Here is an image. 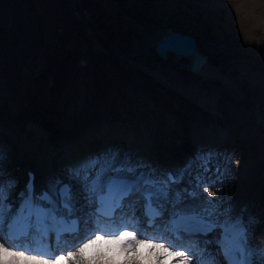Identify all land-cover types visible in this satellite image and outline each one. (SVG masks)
<instances>
[{
  "label": "bare ground",
  "instance_id": "obj_1",
  "mask_svg": "<svg viewBox=\"0 0 264 264\" xmlns=\"http://www.w3.org/2000/svg\"><path fill=\"white\" fill-rule=\"evenodd\" d=\"M18 1L26 0H16L15 2L18 3ZM173 1L176 0H162L161 2L172 3ZM31 2L30 8L25 10L22 5L21 10L17 8L13 0L10 1L9 8L0 6V71L3 72L0 75V90L4 91V87L7 86L17 92V97L14 100L16 111L13 114L18 116L17 126L19 125L22 134L28 131L26 129L29 125L28 120L41 125L38 132H47L52 136L61 133L69 135L71 131L75 130L74 128H83L85 125L94 126L93 124L103 121L106 122L104 124L113 126L110 132L122 123L134 127L130 133H139V130L146 127L148 129L143 135H136L137 142L144 145H149V142L154 139L158 142V138L161 142L166 143L169 138L180 137L177 147L168 143L167 148L163 150H144V155H142L144 158H149L146 159L154 164L156 163L152 156L157 157L160 162H165V165H168L172 160L168 159L174 156L177 160L176 164L174 163L176 167L183 166L198 149H212L221 155H232L235 154L237 144L246 141L245 156H242L236 164L234 161L231 163V172L235 179L234 183L231 182L232 185L229 184L228 189L237 211L240 206L247 204L249 211L258 218L259 222L252 226L251 234L255 235L257 242L261 243L260 237L264 240V210L255 206V198H259L260 203L264 204V184L262 182V163L264 161V135L262 134L264 133L255 137L252 135L254 134L253 128L250 127L260 122L262 125L260 131L264 128V107L262 106L264 102H257L262 99L264 101V87L260 84L253 86L257 91L256 94L260 95V97L255 93L252 95L255 100L253 105L258 108L253 111L251 108L253 105H250L245 95L241 98L233 95L235 87L242 86L243 82L230 84L229 82L234 80L217 77L219 74L217 75V71L211 69L212 66L208 60L198 73L193 74L195 78H198V82L195 81V78L191 80L195 85L191 87L197 89V94L193 95V89L189 93L192 95L191 98L197 101L200 99L198 102H190L184 96L174 93L170 89L167 90V92H171L170 94H167L165 90L152 89L153 80L148 78L144 81L142 79L143 72L135 65V70H133V65L126 62V58H132L130 53H126L123 48H118V50L109 48L105 55L102 51H96L91 47L93 41L91 33H87L86 36L84 33L83 37L86 38L82 42V48L78 49L75 45L80 29L78 27L72 29V25L67 20L69 19L67 11L63 12L53 6L52 0H32ZM221 2L231 5L228 12L237 17L239 22L252 19L254 26L264 27V0H205L204 3L211 7ZM58 26L61 27L60 31L56 29ZM162 32L163 30L159 29L153 37H148V41L157 38ZM261 36L264 38V35ZM98 39L100 42V38ZM103 42L105 41L103 40ZM254 43L257 47L264 49V41L261 39L260 41L254 39ZM256 46L249 45L250 52L251 48ZM226 50L227 47L223 48L222 52ZM128 51L133 53L137 50L133 48ZM234 52L237 53V50ZM82 55H87L88 62L79 65L75 60ZM168 56H171V53ZM263 59L264 53L261 60ZM239 62L243 61L239 60ZM241 65L245 64L241 63ZM148 66L153 68V65ZM248 68L251 70L250 67ZM226 73L230 75L229 71ZM227 85L228 87H225ZM242 91L243 94L246 93V90ZM212 94L213 96H211ZM140 96H144L143 99L147 98L146 101L150 100L154 107L146 108L145 101L141 100V103L135 106L129 103V98H139ZM201 96H203V100H201ZM231 97L233 99H230ZM237 100L242 102L243 106L235 113L228 106L229 102ZM159 102L161 104L157 106ZM4 108L6 106H3ZM256 112H261L260 121L254 117ZM9 113L8 116L0 113V120L4 119V116L8 120ZM165 119L170 122L167 132L160 127L161 121L165 122ZM230 119L232 122L229 121ZM4 122L6 121L4 120ZM191 123L193 125L191 131L197 133L195 137L191 136L193 134L190 131ZM194 125H196V130H194ZM19 129L15 128V140L18 139ZM243 131H246V134ZM194 135L196 134L194 133ZM7 136L5 135V137ZM84 137L83 135L81 138L85 139ZM59 139L57 138L56 142H53L54 139H52L42 149L50 151L57 147V144H61L58 142ZM108 142L95 140L88 145L87 141H81L80 148L83 156L107 148ZM113 142L117 144L119 141L115 142L114 140ZM29 144L30 142L26 145ZM253 145L256 147L253 148ZM17 148L16 146V150ZM5 150L6 160L3 162V166H5L8 175L16 173L14 165L17 163L22 164L23 169L26 165H35L33 159H28L26 162V158H18L14 147H6ZM179 150L181 153L177 155ZM25 151H27L26 148ZM45 153L49 154V152ZM169 153L171 155L167 156ZM8 154L12 155V159H7ZM247 155L252 156L247 158ZM166 159L167 161H165ZM241 189H246L247 193L254 197L252 205L243 198ZM12 194L13 190L10 196ZM219 195L220 193H217V196ZM140 218L141 215L136 209L134 222L137 228L150 232L156 230L153 227H144ZM82 234L81 231L80 236L75 235L71 239L63 240L61 249L65 252L73 250V245H78ZM161 234L175 240L174 236L162 231V225ZM210 236L211 234L208 239ZM140 238L150 237L140 236ZM184 239L187 241L189 238L185 237ZM51 249H56V243H53ZM193 259L195 261L196 257Z\"/></svg>",
  "mask_w": 264,
  "mask_h": 264
},
{
  "label": "snow or ice",
  "instance_id": "obj_2",
  "mask_svg": "<svg viewBox=\"0 0 264 264\" xmlns=\"http://www.w3.org/2000/svg\"><path fill=\"white\" fill-rule=\"evenodd\" d=\"M5 160L0 147V264H264V241L250 243L258 218L230 197V154L201 148L169 169L110 146L64 165L39 192L29 172L18 205ZM137 208L155 231L137 228ZM81 231L78 246L61 249L64 234Z\"/></svg>",
  "mask_w": 264,
  "mask_h": 264
},
{
  "label": "rangeland",
  "instance_id": "obj_3",
  "mask_svg": "<svg viewBox=\"0 0 264 264\" xmlns=\"http://www.w3.org/2000/svg\"><path fill=\"white\" fill-rule=\"evenodd\" d=\"M10 1L12 0H0V6L9 8ZM13 1L15 6L20 10L21 5L24 10L30 8L29 6L32 5V0L18 1V3L15 2L16 0ZM161 1L162 0H52L53 6L59 8L63 12L67 11L69 14V19L67 20L72 25V29L77 27L80 29L75 45L78 49L82 48V42L86 38L83 37L84 33L85 36L87 33H91L93 34L91 47L96 51H102L105 55L109 48L113 50L123 48L126 53H130L132 58H126V62L133 65V70H135V65L143 72L142 79L144 81L148 78L153 80L151 84V88L153 87L152 89L165 90L167 94L171 93L170 91L167 92V90L170 89L172 92L184 96L186 99L190 100V102L196 103L200 99L197 101L196 99L191 98L192 95L189 93V91L193 89V95L197 94V89L191 87L195 86L193 82H191V80L195 78L193 73L178 68L176 63L172 61V54L171 56H168L167 59L160 58L154 52L148 41L149 36L153 37L159 29L164 31L165 26L167 25L179 29L182 32L190 33L197 39L199 50L208 54V62L212 66L211 69L216 70L217 75L219 74L217 77H225L226 80H228V78L234 80L232 82L228 81L230 84L235 82L241 84V82H243V87L241 85L235 87L233 95L238 98L245 95L250 102V105H253L255 100L252 95L257 92L254 90V84H260L264 87V59L261 60L264 49L254 45V39L258 41L261 39V41H264L263 36H261L264 35V27L254 26L252 19H248V21L246 20L245 22H239L237 17L232 16V14H229L228 12V10L231 9V5H225L222 2L209 7V4L207 6V4L204 3L205 0H176L172 3H164ZM56 29L60 31L61 27L58 26ZM69 38H71V35H69ZM98 38H100V42ZM103 40L105 42H103ZM249 45L256 47L251 48L250 52V48H248ZM226 47L227 50L222 52L223 48ZM133 48L137 51L133 53L128 51L129 49L133 50ZM234 50H237V53H235ZM181 60L187 61V59L183 57ZM239 60L243 62H239ZM75 61L79 65H84L88 62L87 55H82ZM241 63L245 65L242 66ZM148 65H153V68ZM247 66L250 67L251 70ZM228 71L230 75L226 73ZM0 75H2V71H0ZM195 81L198 82V78H195ZM219 81L221 80L219 79ZM225 87H228V85ZM242 90H246V93L243 94ZM256 95L260 97V95ZM211 96H213V94ZM5 97L9 100H1ZM16 97V92L12 91L7 86L4 87V91H2V89L0 90V107H10L8 109H3V107L0 108L1 114L10 111L8 120L5 119L6 122L3 121L5 124L1 125L0 131L4 136L0 140V145L1 147L3 145L4 149L6 147H14L18 158H21L22 150L24 151L25 144L30 140L33 144V150L31 153H28V155L33 154L38 161H43L46 159L45 152H49V149L44 151L42 149L43 146L46 143H50L52 139H54V142L57 138H60L58 141H62L63 149H61L62 146L60 144L61 147L58 148L59 150L57 154H59V156L67 154L69 156V161H67V159H59L61 165L67 164L75 159L83 157L79 148L73 147L75 145L78 146L74 137L78 136L77 134L80 131H87V133L90 134H87V137L90 139L96 140L97 138H101V140L109 141V144H107L108 147H119L125 151H131L140 156L143 154L144 150L149 151L154 146H146L143 143L135 142L137 139L136 135H142L148 128L145 127L141 130L138 129L139 133H130L134 127L122 123L119 127H116V129L110 132L113 126L104 124L106 122L103 121V119H101L103 121L102 123H96L95 126L85 125L83 128L79 127L73 132L71 131L69 135L61 133L60 135L57 134L55 136H52L47 132H38L41 125L37 122H32V120H28L27 122L29 125L26 128L28 132L23 136L20 135L18 139L15 140V128L17 127L19 129V125L17 126L18 116L13 114L16 111V102L14 103ZM202 97L203 96H201V98ZM143 98L144 96H140L139 98H129V103L132 104V106H135L141 103V100L143 102L145 101L146 108L154 107V104L150 103V100L146 101L145 99L147 98ZM203 99L204 98L201 100ZM230 99H233V97ZM261 101L264 102L263 99L257 102ZM160 104L161 102H159L157 106H160ZM242 106V102L240 103L237 100L235 102H229L228 107L231 111L234 110L236 113ZM262 106L264 107V103ZM251 108L253 111L258 109L254 105L253 107L251 106ZM260 113L256 112L254 114L257 121H260L259 119L262 118ZM229 121L232 122L231 119ZM169 123V120L167 121L165 119V122L161 121L160 127L167 132V129L170 127ZM260 124L261 123L259 122V124H254L250 127L253 128L252 132H254V134L252 135L255 137L264 133V128L260 131L262 126ZM19 132H22V130L19 129ZM243 132L246 134V131ZM118 133H123L125 137L119 136L115 142L120 141L115 144L111 139L113 135ZM5 135L8 136L5 137ZM246 136L252 137L250 135ZM66 139H68L70 143L65 141ZM179 139V136L169 138L166 144L168 145L169 143L173 147H177L179 146ZM80 141H83V139H80ZM153 141L156 142L155 139ZM245 142L238 143L235 147V154H230L231 160L232 162L234 161L235 164L242 156H245ZM17 145H19V149L17 148L16 150ZM126 145H128L127 148H125ZM139 146L142 148L135 151ZM254 147H256V145H253V148ZM169 155L171 154L169 153L167 156ZM251 156L252 155H247L246 157L249 158ZM157 163L161 164L159 161H157L156 164ZM213 178L216 179L217 177ZM234 179L235 176L232 175V183H234ZM205 194L206 193L203 195L205 196ZM241 195L250 204L252 203L254 197L247 193V190ZM255 199V206L264 210V204L260 203V199Z\"/></svg>",
  "mask_w": 264,
  "mask_h": 264
},
{
  "label": "water",
  "instance_id": "obj_4",
  "mask_svg": "<svg viewBox=\"0 0 264 264\" xmlns=\"http://www.w3.org/2000/svg\"><path fill=\"white\" fill-rule=\"evenodd\" d=\"M149 44L150 46L152 47V49L154 50V52L162 59H167L168 57V54L171 53L173 55L172 57V61L174 63H176L177 67L180 68V69H184L190 73H198L200 68L208 61V54L205 53V52H201L198 48V42H197V39L191 35L190 33L188 32H182L180 31L179 29H175L173 28L172 26L170 25H167L165 26V29L162 33H160L158 35L157 38L155 39H151L149 41ZM186 58L187 61H183L181 60V58ZM3 73V72H2ZM16 95H17V92H16ZM191 96V95H190ZM7 97L5 98H2L1 100H5L6 101ZM9 100V99H7ZM3 107V106H2ZM1 107V108H2ZM7 109L10 108V107H6ZM4 108V109H6ZM1 113V112H0ZM9 111H6V113H2L1 115H8ZM6 119V117L4 116V119H1L0 120V130H1V125L2 124H5L3 123V121ZM7 120V119H6ZM96 122V121H95ZM102 123V122H101ZM93 124V123H91ZM96 124V123H95ZM95 124H93L95 126ZM192 123L190 125V131H191V128H192ZM196 125H194V130H196ZM76 129V128H74ZM1 132V131H0ZM26 132L28 131H25L24 134H26ZM193 132V134L191 136L195 137L197 136V133L196 131H191ZM116 133V132H115ZM194 133L196 135H194ZM18 137L20 135H24L22 134V132H18ZM81 134V135H80ZM87 132H83V131H80L76 136L74 137V140L76 141L77 145H78V148L79 150L81 151V141L80 139H82L81 137L84 135L85 139H83V141H87V144L89 145L90 143L94 142L95 139H90L87 137ZM90 135V134H88ZM143 135V134H142ZM4 135H2L0 133V140L2 139ZM119 136H124L123 133H118L116 135H113L111 141L114 139L116 140ZM125 137V136H124ZM109 139V138H108ZM138 139V137H137ZM137 139L135 140V142L137 141ZM101 140V138H97L96 141H99ZM110 140V139H109ZM113 140V141H114ZM65 141H68V139H66ZM120 141V140H119ZM28 142H30L29 145H26ZM26 144H25V147H24V151L22 150V156L21 158H26V162H28V159H33L34 163H35V168H34V172L37 174V175H47V176H51L53 175L52 174V165H56L57 162H55L54 159H56L57 157H59V159H63V160H66L69 161V156L66 154H63V155H60L57 154L58 152V148H60L61 146V149H63V145H62V141H61V146L57 144V147H54L52 148L50 151H49V154L47 155L46 153V159L43 160V161H38L35 156H30L28 155V153H31V151L33 150V144L31 143V141L29 140ZM56 142V141H54ZM59 142V141H58ZM70 143V141H68ZM195 142H196V138H195ZM75 143V144H76ZM150 144L149 145H154L156 147H152V149H159V150H163L165 148H167V144L164 143V142H161L160 139L158 138V142H155V141H150L149 142ZM18 144V143H17ZM74 144V145H75ZM146 144V146H149ZM1 146V145H0ZM18 146V149H19V145ZM55 146V145H54ZM76 146V145H75ZM128 147V145H126ZM25 148L27 151H25ZM92 148V147H91ZM142 148L141 146L139 148H136V150ZM13 149V148H12ZM93 149V148H92ZM56 153H55V152ZM24 152V154H23ZM26 152V153H25ZM178 152V151H177ZM82 153V151H81ZM180 150L179 152L177 153V155L179 154L180 155ZM144 155V154H141V156ZM83 156V154H82ZM12 155L8 154L7 155V159H12L11 158ZM147 158V157H146ZM152 158L155 160V163L158 160L157 157H153ZM157 158V159H156ZM149 159V158H147ZM176 160V157L172 156L171 158H169L168 160ZM62 160V161H63ZM152 160V159H151ZM150 161V160H149ZM167 161V160H166ZM49 162H51V164H49ZM160 162V161H159ZM55 163V164H54ZM60 163V162H59ZM170 163V162H169ZM68 164V163H67ZM21 166L22 167V164L20 163H17L14 165L15 169L17 170L16 173L14 174H9L10 177L14 178V179H17L19 177V170H18V167ZM27 166V165H26ZM5 168V166H3ZM262 168H263V178H262V182L264 184V161L262 163ZM19 179V178H18Z\"/></svg>",
  "mask_w": 264,
  "mask_h": 264
},
{
  "label": "clouds",
  "instance_id": "obj_5",
  "mask_svg": "<svg viewBox=\"0 0 264 264\" xmlns=\"http://www.w3.org/2000/svg\"><path fill=\"white\" fill-rule=\"evenodd\" d=\"M99 239H100V238L98 237V238H97V241H98ZM93 243H96V241H94ZM142 243L147 244V243H150V242H142ZM156 247H160V246L157 245ZM35 264H46V262H44V261H38V262H35ZM57 264H63V262H62V261H58Z\"/></svg>",
  "mask_w": 264,
  "mask_h": 264
}]
</instances>
